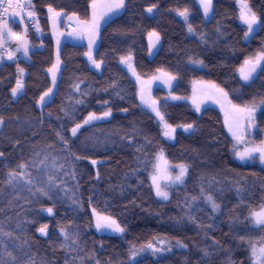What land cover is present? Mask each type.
Returning <instances> with one entry per match:
<instances>
[{
  "label": "trees",
  "instance_id": "obj_1",
  "mask_svg": "<svg viewBox=\"0 0 264 264\" xmlns=\"http://www.w3.org/2000/svg\"><path fill=\"white\" fill-rule=\"evenodd\" d=\"M92 1L31 0V5L46 33L48 8L86 21ZM247 4L258 26L244 42L235 0H213L208 21L193 0H125L123 12L100 30L93 54L100 72L88 67L84 46L63 43L53 94L41 108L37 103L51 87V37H43L39 50L30 32L34 49L27 58L0 63V264H125L130 246L156 237L180 242L186 264H250V246L264 242V226L252 227L248 219L264 203V170L231 160L229 139L213 109L197 119L183 103L163 104L170 125H195L189 134L177 133L173 143L163 141L152 117L138 108L135 85L118 63L131 55L140 77L170 73L180 96L187 95L191 80L202 79L235 101L262 97L264 66L249 87L236 78L237 68L264 40V0ZM185 9L190 34L175 15ZM150 33L158 34L159 47L149 59ZM197 61L202 69L190 68ZM21 69L24 88L14 100ZM105 111L110 119L71 134L89 113ZM257 127L264 129L263 118ZM159 150L170 163L188 167L184 184L171 189L164 202L154 198L149 183ZM50 181L54 187L46 192ZM209 195L218 211L205 205ZM49 208L52 216L40 213ZM92 211L115 219L123 239L95 233ZM177 256L135 264H179Z\"/></svg>",
  "mask_w": 264,
  "mask_h": 264
},
{
  "label": "rangeland",
  "instance_id": "obj_2",
  "mask_svg": "<svg viewBox=\"0 0 264 264\" xmlns=\"http://www.w3.org/2000/svg\"><path fill=\"white\" fill-rule=\"evenodd\" d=\"M193 1L199 7L204 20L208 21L211 9L209 10L208 15L205 16L203 8L201 7V4H200V0H193ZM114 2L115 0H104V6H105L104 11H101L97 8H94L95 10L91 9V12H90L91 17L90 19H88L89 20L88 23H87L88 20L86 21L80 20L76 15H66L63 12H55V11L50 12L49 11V14L47 17L48 26H49L48 35L52 38L54 45L58 51V54H59L61 43H64L65 41L74 43L75 45H82V43H85L88 48V51H91L92 53L98 45L100 25L103 26L105 23H107L111 19L119 16L124 10V6H123L120 9H113L111 12H109L108 10L109 6L112 5ZM235 5L237 9V14H238V23L245 26L246 32H248L247 25L243 23V21L240 19V12H241L242 5L238 2V0H235ZM55 13H59V15H55ZM94 15L100 20V24L98 28H92V22H93ZM175 15L180 21L183 22L185 28L188 31L189 13H188L187 20H185L184 17H181L178 13H176ZM12 23H13V20H8V22L4 23V25L6 26L9 24L13 28V30H15V28H17L16 27L17 25L15 24H20L21 40L19 41L20 42L19 51L25 52L24 51L25 41H26L27 50H29L30 49L29 48L30 29L28 28L26 22L23 21V19L19 18V20L13 23V25ZM257 26H258V23H256L253 26V31L248 36L244 34V37H243L244 42H247L255 34V32L257 31ZM35 29L37 31L38 23L36 24ZM3 32H4V29H3ZM188 33L190 34L189 31ZM90 37L92 38L91 50L89 49ZM147 40H148V58L150 59L153 57V55L156 53L159 47V39L154 40L153 36L149 35ZM3 41L10 43V46H11L10 50L13 51L12 50L13 49L12 39L8 36H5V32H4ZM0 45H1V41H0ZM10 50H9V53H11ZM260 53H264V40H263V43L259 51L252 58H249V60L255 63L256 57ZM125 57L126 58L130 57V59L126 60L125 63H121V58H120L118 63L128 73L129 78L133 81L135 85L136 100H137L138 108L148 113L152 117L153 122L157 126L163 141L167 143H173L177 133L181 132L184 134H189L194 130L195 125L191 124L193 125V127L189 129L188 131L184 130V127H183L184 125H175V126L171 125L175 129V132L173 133L171 138L166 137L163 135V132L165 130L163 123L156 116L155 112L153 111V108H157L160 111L161 115L164 117V122L167 123L168 125L170 124L167 122L165 116L162 114L160 110V107L163 104L183 103L197 117V119L200 118L201 114L206 109H213L214 111L217 112L220 122H221L222 129L229 139V143H230L229 154H230L231 160L234 163L239 164L241 166H254L259 169L264 170V159H262V153H264V129H259L256 124L257 116L262 110H264V104L261 103V101H264V100L254 101V102L243 104V105H238L234 103L233 101H231L228 95L225 97L221 92L217 91L216 89H213L211 85L215 83L205 81L202 79L191 80L187 85V89H188L187 95L180 96V95L175 94L173 91L178 83L176 77L175 79H172L171 81H169V75L170 76L172 75L170 73H167L164 70L155 71L152 75L148 77H140L135 72L132 66L131 55H127ZM244 61L241 63V65L236 70V75L240 81H243L241 79L240 69L242 66H244ZM263 65H264V61H261L257 65L256 71L260 69ZM58 66H60L59 58H58ZM189 66L190 68L195 69V70L202 69V65L200 62L199 63L189 62ZM20 74L21 76L18 77V79L22 81L23 86L17 92L15 96L12 95V91H11V96L14 100L22 93L23 88H24L25 72L23 71L21 73L20 71ZM165 74H168V75H165ZM253 75L254 74H252L250 79L254 77ZM49 76L52 79V89L54 91L55 84H56L55 72L54 71L50 72ZM243 82L247 83L249 81H243ZM217 89H221V88L217 86ZM53 91L52 93L49 94L48 97H46V100L52 96ZM141 95L143 96V100L141 99ZM153 101H155L156 103L153 104L152 103ZM229 101L231 103H229ZM38 102L39 103H37V107L41 108L44 102H40V100ZM254 104H255V111L252 113L251 119H248L247 114H245V119L242 122H240V124L238 125L236 114L233 111L232 105H237L240 107H252ZM197 105H199V111L197 110ZM103 113L96 115L97 117H101V119L94 120L91 122H97V121H103V120L110 119L112 115L111 112L108 117H103ZM84 121L82 122V124H80L82 127L85 126ZM230 127L232 129L231 131H230ZM71 134L73 135L72 130H71ZM253 149H256V150H253ZM237 153L245 154L244 158L240 159ZM157 164H160L161 166L162 172L160 173H157V170L155 167ZM178 165H181V164L170 163L166 159L162 150H159L156 153L154 160L152 162V166L150 168L149 183H150L153 196L158 202L167 201L169 197L167 200H164L161 197H158L156 195V191L153 186L152 177L154 175H158L160 177L158 182L161 186V189L163 191H167L168 194H170L171 189L176 188V187H181L187 178L188 171L182 183L177 184L173 182V178L179 174V167H177ZM204 203L206 206L211 208V205L206 200L204 201ZM261 210H264V203L259 208L255 209L254 211L250 213L248 217L250 226L252 227L264 226V224H257L256 218L253 216L254 212H260ZM94 212L95 211H92V220H93L92 229L95 233L110 235V236L123 239V232H115L109 228H101L97 230L96 228L97 220L93 214ZM40 213L47 215V216L53 215V212L49 214L47 209L40 210ZM95 213L98 215H102L97 212ZM102 216H105V215H102ZM42 236H46V230L44 231ZM161 240L166 241V244L163 246L164 250L154 252L152 248L147 247V245L151 243L153 244L155 248H161V244L159 243V241ZM254 246L256 247L257 250H259L260 247L264 246V242H257L250 246V249H249V260H250L249 263L250 264H255V258L252 255V249ZM185 250H186L185 247L180 242L178 243V241H173V240H170L164 237H156L146 244L130 246L128 259L125 262V264H135L138 261L142 259H146V258L158 261V260H162L167 257L174 256L176 254H178L177 256L178 263L186 264L184 256L182 255V252Z\"/></svg>",
  "mask_w": 264,
  "mask_h": 264
},
{
  "label": "snow or ice",
  "instance_id": "obj_3",
  "mask_svg": "<svg viewBox=\"0 0 264 264\" xmlns=\"http://www.w3.org/2000/svg\"><path fill=\"white\" fill-rule=\"evenodd\" d=\"M238 2L242 5L241 7V12H240V19L243 21V23H245L248 27V32L245 33L246 36H248L252 31H253V26L257 23V17L254 13H251V10L247 4V0H238ZM125 0H115V2L109 6V12H111L113 9H120L121 7L124 6ZM200 4L201 7L203 8L204 14L205 16L208 15L209 10L212 7V0H200ZM94 6V3H93ZM22 8V5L17 2L15 3V5L13 4V0H7V7H4L2 0H0V8H3V11L5 13H7L9 8ZM49 11L52 12L53 9L50 7ZM149 12L152 11V8L148 9ZM181 17H184L185 20H187L188 17V10L185 9L183 11H180L178 13ZM15 15H19V13H15ZM29 16L33 15V13L29 12L28 13ZM55 15H59V13H55ZM100 24V20L94 15L93 16V22H92V28H98ZM188 31L191 33L193 31L192 26L189 24L188 26ZM13 35H16L15 33H12ZM151 36H156L157 39H159L158 34L156 33H150ZM17 39H20V37L17 35ZM25 44V55H27V47H26V41L24 42ZM91 45H92V38L90 37L89 39V49L91 50ZM86 55H88L89 60L97 67H100V63L97 62L96 60H94L91 56V51H89V53H86ZM12 54L9 53V58H11ZM130 59V57H122L121 58V63H125L126 60ZM264 61V53H260L257 55L256 57V62L253 63L251 60L246 59L244 61V66L241 67L240 69V75H241V79L243 81H249L250 77L252 76V74L256 71L257 65L261 62ZM195 63H199L198 61ZM57 67V65H53L52 69H49L50 72L53 71V69H55ZM21 73L23 72V70H20ZM168 75V74H165ZM172 79H175V77H172L169 75V81H171ZM22 81L20 79L17 80L16 82V87L12 89V95L15 96L17 94V92L22 88ZM211 87L213 89H216L217 91L221 92L225 97L227 96L226 93H223L222 89H217V86L215 84H212ZM77 90H79V86L77 85ZM53 89L49 88L41 97H40V102H46V97L49 96L50 93H52ZM141 99L143 100V96L141 95ZM39 103V102H38ZM77 103H82V101H77ZM153 104H155L156 102L153 101ZM229 103H231L229 101ZM262 104H264V101H261ZM233 111L236 114V119H237V124L239 125L240 122H242L245 119V114H247V118L251 119L252 113L255 111V104L252 107H240L237 105H232ZM197 110L199 111V105H197ZM153 111L155 112L156 116L160 119V121L163 123L164 126V132L163 135L166 137L171 138L173 133L175 132V129L171 126L168 125L167 123L164 122V117L161 115L160 111L157 108H153ZM110 115V111H106L103 113V117H108ZM101 119V117H97L96 115H94L93 113H89L88 117L85 119L84 124L87 125L89 124L91 121L94 120H98ZM82 126L80 124H77L73 129H72V133L73 135L76 134L77 130L80 129ZM184 130L188 131L189 129H191L193 127V125L191 124H187L184 125ZM231 127H230V131H231ZM235 135V133H234ZM256 150V149H253ZM238 157L240 159L244 158L245 154H241V153H237ZM262 159H264V153H262ZM93 164H95V161H92ZM23 167V165L21 166ZM156 170L157 173L162 172L161 166L160 164H157L156 166ZM177 167H179V174L176 175L173 178V182L174 183H182L183 179L188 171V167L187 165L181 164L178 165ZM43 171V169H42ZM14 177L10 174V180L13 179ZM159 176L158 175H154L152 177V181H153V186L155 188L156 191V195L158 197H161L164 200H167L169 197V194L167 191H163L161 189V186L159 184ZM54 184L50 181L47 185V189L45 190L46 192H51V190L53 189ZM206 201L211 205V208L213 210V212L217 211L219 209V205L215 203V201L213 200L212 196H206L205 197ZM48 213L51 214L52 213V209L49 208L47 209ZM94 216L96 217L97 223H96V228L97 230L101 229V228H109L112 229L115 232H123L124 229L120 227V225L117 223V221L115 219H112L111 217L108 216H102V215H98L95 212L93 213ZM253 216L256 218V223L257 224H264V210H261L260 212H254ZM189 219H191V217H189ZM41 233L44 232V228L40 229ZM66 235V234H65ZM159 243L161 244V248H155L153 246V244H149L147 245V247L152 248L154 252L157 251H162L163 246L166 244V241H159ZM179 243V242H178ZM252 255L255 258V264H264V246L260 247L259 250L256 249V247L254 246L252 249Z\"/></svg>",
  "mask_w": 264,
  "mask_h": 264
},
{
  "label": "crops",
  "instance_id": "obj_4",
  "mask_svg": "<svg viewBox=\"0 0 264 264\" xmlns=\"http://www.w3.org/2000/svg\"><path fill=\"white\" fill-rule=\"evenodd\" d=\"M93 3H94V6H93ZM94 8H97V9H99V10H101V11H104L105 10V6H104V0H93L92 2H91V4H90V12H91V9H94ZM95 10V9H94ZM54 11V10H53ZM55 12H57V11H55ZM47 16L46 17H48V14H49V8L47 9ZM90 17H91V15H89V19H90ZM19 18L20 17H14L13 18V23H15L16 21H18L19 20ZM47 22H48V18H47ZM89 22V20L87 21V23ZM13 23H12V25H13ZM38 23V22H37ZM104 24V23H103ZM15 25H17L16 27L17 28H15V30H13V28L8 24V25H4L3 26V29H4V32H5V36H8V37H10L11 39H12V43H13V51H11V54H12V56H11V58H9V52H8V54L4 57V59H2V60H0V63H2V62H5V61H16V60H19V59H26L27 57L26 56H28V54L34 49L33 47H32V45L30 44V46H29V50L27 51V55H25V52H23V51H19V44H20V40H21V26H20V24H15ZM103 26L102 25H100V27H99V31L101 30V28H102ZM31 32V30L29 31V33ZM12 33H15L16 35H13ZM33 35H34V37L38 40V45L36 46V49H39V50H41L42 48H43V46H42V44H41V41H42V39H43V37L45 36V35H48V33H49V26H48V30H47V32L46 33H44L43 32V30L41 29V27H40V25H39V23H38V29H37V31H36V29L34 28V30H32V32H31ZM17 35L20 37V39H17ZM49 36V35H48ZM52 39V38H51ZM53 41V40H52ZM29 43H30V40H29ZM64 43H69V44H72V45H75L74 43H71V42H68V41H65ZM63 43H61V45H62ZM53 45H54V42H53ZM61 45H60V48H61ZM79 46H84L85 47V49H86V52H85V54H84V58H85V60H86V62H87V65H88V67L90 68V69H92L93 71H95V72H100V70H101V68H102V64L100 63V67L99 68H97L90 60H89V57H87V55H86V53H89V51H88V48H87V46H86V44L85 43H82V45H79ZM95 51V50H94ZM94 51L91 53V56H92V58H93V54H94ZM59 52H60V49H59ZM53 55H54V62H53V65H57V67L55 68V69H53V71L55 72V77H56V80H57V77H58V73H59V71H60V69H61V62H60V66H58V58H59V54H58V51H57V49H56V47H55V45L53 46ZM59 61H60V59H59ZM53 65H52V67H53ZM52 67L50 68V69H52ZM47 73L49 74L50 73V71L48 70L47 71ZM21 76V74H20V70L18 71V77H20ZM25 76V75H24ZM51 79V78H50ZM18 80V79H17ZM17 82V81H16ZM15 87V86H14ZM50 88H52V79H51V87ZM23 92V91H22ZM21 95V94H20Z\"/></svg>",
  "mask_w": 264,
  "mask_h": 264
},
{
  "label": "built area",
  "instance_id": "obj_5",
  "mask_svg": "<svg viewBox=\"0 0 264 264\" xmlns=\"http://www.w3.org/2000/svg\"><path fill=\"white\" fill-rule=\"evenodd\" d=\"M4 7H7V0H2ZM19 2L22 5V8H9L7 13L3 11V8H0V59H4V57L8 54L10 50V43L3 41L4 32L3 25L7 23L13 16H20L25 20L27 26L30 29H34L37 23V19L35 14L33 13V8L31 5V0H13V4ZM31 12L33 15L29 16L28 13ZM15 13H19V15H15Z\"/></svg>",
  "mask_w": 264,
  "mask_h": 264
},
{
  "label": "flooded vegetation",
  "instance_id": "obj_6",
  "mask_svg": "<svg viewBox=\"0 0 264 264\" xmlns=\"http://www.w3.org/2000/svg\"><path fill=\"white\" fill-rule=\"evenodd\" d=\"M256 54V53H255ZM254 54V55H255ZM253 55V56H254ZM252 56V57H253ZM252 57H250V58H252ZM247 59H249V58H247ZM264 66V65H263ZM262 66V67H263ZM262 67L260 68V69H258L255 73H253L254 75V77L252 78V79H250L249 80V82H247V83H244L243 81H240L239 80V78L237 77V75H236V78H237V81H238V83L241 85V86H243V87H249V86H251L257 79H258V75H259V73H260V71H261V69H262ZM222 89V88H221ZM223 90V92L224 93H226L227 95H228V97L230 98V100L231 101H233L234 103H236V104H238V105H243V104H247V103H251V102H254V101H260V100H264V94L262 95V97H259V98H252V99H249L248 101H235L234 100V98H233V96L228 92V91H225L224 89H222ZM264 113V110H262L260 113H259V115L257 116V119H256V124H259V122H260V120L263 118L264 119V117H262L261 118V115Z\"/></svg>",
  "mask_w": 264,
  "mask_h": 264
}]
</instances>
